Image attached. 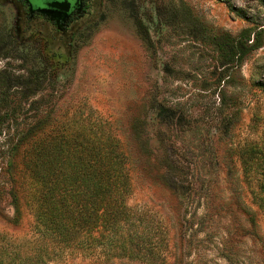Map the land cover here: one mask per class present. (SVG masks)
I'll list each match as a JSON object with an SVG mask.
<instances>
[{
  "label": "rangeland",
  "instance_id": "374dc122",
  "mask_svg": "<svg viewBox=\"0 0 264 264\" xmlns=\"http://www.w3.org/2000/svg\"><path fill=\"white\" fill-rule=\"evenodd\" d=\"M92 1L60 35L0 0V264H264V0ZM74 131L123 157L133 257L38 226Z\"/></svg>",
  "mask_w": 264,
  "mask_h": 264
},
{
  "label": "trees",
  "instance_id": "16d2710c",
  "mask_svg": "<svg viewBox=\"0 0 264 264\" xmlns=\"http://www.w3.org/2000/svg\"><path fill=\"white\" fill-rule=\"evenodd\" d=\"M93 138H85V143L83 134L62 132L38 143L40 149L28 167L38 226L45 229L43 235L73 237L76 248L83 242L88 255L103 247L133 257L125 238L135 232L129 227L130 177L123 157Z\"/></svg>",
  "mask_w": 264,
  "mask_h": 264
},
{
  "label": "flooded vegetation",
  "instance_id": "af4514ba",
  "mask_svg": "<svg viewBox=\"0 0 264 264\" xmlns=\"http://www.w3.org/2000/svg\"><path fill=\"white\" fill-rule=\"evenodd\" d=\"M30 19L48 20L56 32L68 33L71 27L89 11L92 0H20Z\"/></svg>",
  "mask_w": 264,
  "mask_h": 264
}]
</instances>
